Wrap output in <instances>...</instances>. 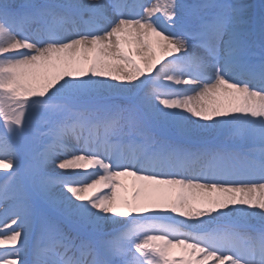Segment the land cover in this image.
Returning <instances> with one entry per match:
<instances>
[{
    "label": "snow or ice",
    "instance_id": "6c2138e0",
    "mask_svg": "<svg viewBox=\"0 0 264 264\" xmlns=\"http://www.w3.org/2000/svg\"><path fill=\"white\" fill-rule=\"evenodd\" d=\"M0 264H264V4L0 0Z\"/></svg>",
    "mask_w": 264,
    "mask_h": 264
},
{
    "label": "rangeland",
    "instance_id": "374dc122",
    "mask_svg": "<svg viewBox=\"0 0 264 264\" xmlns=\"http://www.w3.org/2000/svg\"><path fill=\"white\" fill-rule=\"evenodd\" d=\"M241 2L254 6L257 11H259L260 5L264 4V0H241ZM144 3L149 4L151 0H145ZM127 183L130 184L131 181L128 180Z\"/></svg>",
    "mask_w": 264,
    "mask_h": 264
},
{
    "label": "bare ground",
    "instance_id": "6f19581e",
    "mask_svg": "<svg viewBox=\"0 0 264 264\" xmlns=\"http://www.w3.org/2000/svg\"><path fill=\"white\" fill-rule=\"evenodd\" d=\"M145 0H143V2H144Z\"/></svg>",
    "mask_w": 264,
    "mask_h": 264
}]
</instances>
